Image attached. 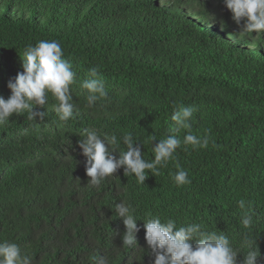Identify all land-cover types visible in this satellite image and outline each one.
Returning <instances> with one entry per match:
<instances>
[{"label":"trees","instance_id":"obj_1","mask_svg":"<svg viewBox=\"0 0 264 264\" xmlns=\"http://www.w3.org/2000/svg\"><path fill=\"white\" fill-rule=\"evenodd\" d=\"M242 25L224 0H0V96L10 97L24 49L56 40L76 72L78 109L61 122L49 96L33 109L44 120L25 112L0 125V242L17 243L33 264H153L142 220L151 213L224 232L235 248L246 236L264 264V35L240 39ZM92 67L108 97L88 108L80 83ZM179 105L195 109L191 131L209 136L207 149L182 144L160 175L146 170L143 185L123 168L88 184L84 129L131 132L150 161ZM177 163L190 184L173 182ZM122 200L141 219L132 248L114 212ZM240 200L253 213L249 228Z\"/></svg>","mask_w":264,"mask_h":264},{"label":"clouds","instance_id":"obj_2","mask_svg":"<svg viewBox=\"0 0 264 264\" xmlns=\"http://www.w3.org/2000/svg\"><path fill=\"white\" fill-rule=\"evenodd\" d=\"M232 13V19L241 25L240 39L252 37L253 32L264 35V0H224ZM22 68L16 77L8 82L11 95L8 99L0 96V125L9 121L13 114L27 112L28 120L45 119V112H36V106L53 103L52 109L61 122L73 119L76 103L70 94L71 86L76 82V72L69 59L64 57L63 49L56 40H40L24 49ZM87 91L86 106L94 107L97 102L107 99L108 91L98 67L88 70L87 78L80 83ZM195 109L179 105L171 116L172 125L166 138L152 145L154 158L146 160L139 142L133 134L126 132L118 139L116 134H101L95 129H84L79 147L86 157L85 171L90 178L88 184L98 186L114 176L118 169H124L125 176H134L138 184L143 185L148 178L146 170L153 176L160 175V169L166 168L173 160L177 149L191 146L193 150L207 149L209 136H197L192 133V118ZM184 132L183 140L180 133ZM121 139L124 147L121 148ZM155 141V140H153ZM213 146L215 143L213 141ZM119 153L117 158L114 153ZM177 171L172 176L177 186L191 183L189 173L176 164ZM239 208L246 209L245 201H238ZM115 216L123 218L125 231L122 235L123 248H132L137 244L140 231L131 203L122 200L114 206ZM253 213L247 208L241 216V224L249 228ZM145 239L148 248L155 254L153 264H238V253H246L241 264H258L260 252L254 242L246 236L240 248L233 247L230 238L224 232L208 230L200 223L178 224L177 220L151 213L142 218ZM193 242H195L193 244ZM0 264H33L32 258L25 254L17 243L0 242ZM98 264H109L106 257H100Z\"/></svg>","mask_w":264,"mask_h":264}]
</instances>
